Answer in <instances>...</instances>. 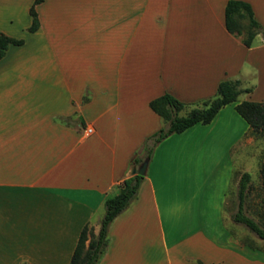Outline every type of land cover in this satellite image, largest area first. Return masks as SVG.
I'll list each match as a JSON object with an SVG mask.
<instances>
[{
	"label": "crops",
	"instance_id": "crops-1",
	"mask_svg": "<svg viewBox=\"0 0 264 264\" xmlns=\"http://www.w3.org/2000/svg\"><path fill=\"white\" fill-rule=\"evenodd\" d=\"M228 1L43 0L29 32L34 0H0V32L23 41L0 60V264H69L83 228L98 233L105 200L146 158V139L167 127L149 103L169 94L185 115L224 80L239 83L237 101L153 148L97 264H264V240L242 242L232 219L243 173V213L264 206L250 198L259 141L235 111L264 103V37L245 47L228 33ZM236 1L264 31V0Z\"/></svg>",
	"mask_w": 264,
	"mask_h": 264
},
{
	"label": "trees",
	"instance_id": "trees-1",
	"mask_svg": "<svg viewBox=\"0 0 264 264\" xmlns=\"http://www.w3.org/2000/svg\"><path fill=\"white\" fill-rule=\"evenodd\" d=\"M42 1L34 0L30 8L29 14L32 22L28 28L29 32L38 29L39 22L35 6ZM224 17L227 32L239 37L245 47L251 46L257 34L261 33L264 37V31L261 32V27L255 20L249 4L229 0L225 7ZM243 19L246 20L245 26L240 23ZM22 43V40L8 37L0 32V60L9 47L19 46ZM238 85L237 81L224 80L220 82L214 98L203 102L200 108L191 109L185 115H180V112L185 109L186 105L169 94L152 100L149 103L150 109L162 119L167 127L160 128L154 135L146 139L142 148L143 154L150 157L153 148L172 134H180L197 124H209L220 109L237 101L238 95L242 92L238 89ZM235 111L247 123L249 136L255 139L264 137V103L243 101L235 105ZM133 162L136 164L140 162V159H134ZM259 175L264 187V160L260 165ZM142 180L143 177L137 174L130 176L123 181L116 195L105 200L104 216L100 222L98 233L94 234L92 229L87 226L83 228L69 264H97L99 262L108 244L107 231L110 223L134 200ZM249 182V174L243 173L237 188L238 210L232 219L236 223L243 224L250 232L264 240V230L243 213Z\"/></svg>",
	"mask_w": 264,
	"mask_h": 264
},
{
	"label": "rangeland",
	"instance_id": "rangeland-1",
	"mask_svg": "<svg viewBox=\"0 0 264 264\" xmlns=\"http://www.w3.org/2000/svg\"><path fill=\"white\" fill-rule=\"evenodd\" d=\"M9 7H14L13 9L11 8L12 10H8L11 14H14L17 12L16 8L18 10V6H9ZM240 23L243 26H245L246 20L243 19ZM180 113H182V112H180ZM242 122H244V121H242ZM244 124H245V122H244ZM202 128H204V127L198 126L194 130H202V132H203L204 129H202ZM208 130H211V129H208ZM216 130H217V127H214V130L211 131L212 134H213V132H216ZM173 138H188V137H185V135H184L183 137L175 136ZM255 140L259 141V143H258L259 145L254 148V151L257 152V154H258V160L256 158L248 160L249 171L251 172L252 177H253V180L251 182V184L253 186V191L251 192V196H250L252 201L264 200V188L260 187V185H261L260 175L259 174L257 175V172H256V168L258 167L257 161H259V165H261V163L264 160V137H260L259 139H255ZM243 141H244L242 143L243 147H241L240 150H238L237 159H235L234 166L236 168L241 166L240 155L242 154L244 156V153L246 151H249V149H250V147L246 146L245 139H243ZM243 164H244V162H243ZM213 167H214V164L212 163L211 166H209V168L212 170ZM172 196H173V198L176 199V198H186L187 195L184 192V194H182V195L173 193ZM234 200H236V190L232 189V190H230V193L228 194V196L226 198V206H225L226 215L231 216L232 211L235 210V207H232V205H231L234 202ZM262 207H260V208L259 207H252L249 210L244 211V215L253 219L257 223V225L264 230V206H262ZM242 228H243L244 233H246V235H242V237H240V240L242 242H247L250 240V238H257V236L254 233L250 232L244 225H242Z\"/></svg>",
	"mask_w": 264,
	"mask_h": 264
},
{
	"label": "water",
	"instance_id": "water-1",
	"mask_svg": "<svg viewBox=\"0 0 264 264\" xmlns=\"http://www.w3.org/2000/svg\"><path fill=\"white\" fill-rule=\"evenodd\" d=\"M148 163H149V157H146L142 163L140 165H138L137 167H134L132 170H131V174L132 175H139L141 177H144L146 175V170H147V167H148Z\"/></svg>",
	"mask_w": 264,
	"mask_h": 264
},
{
	"label": "built area",
	"instance_id": "built-area-1",
	"mask_svg": "<svg viewBox=\"0 0 264 264\" xmlns=\"http://www.w3.org/2000/svg\"><path fill=\"white\" fill-rule=\"evenodd\" d=\"M83 132L84 136L88 137L93 134V129L91 127H86Z\"/></svg>",
	"mask_w": 264,
	"mask_h": 264
}]
</instances>
